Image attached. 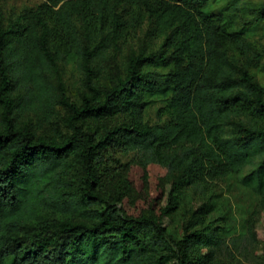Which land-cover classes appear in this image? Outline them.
Segmentation results:
<instances>
[{"label":"trees","instance_id":"16d2710c","mask_svg":"<svg viewBox=\"0 0 264 264\" xmlns=\"http://www.w3.org/2000/svg\"><path fill=\"white\" fill-rule=\"evenodd\" d=\"M212 2L42 0L7 18L0 11V264H210L230 236L227 213L207 200L176 239L160 217L182 191L205 195L252 165L239 180L264 204V86L252 73L264 71L263 56ZM144 24L158 48L131 54L100 90L94 79L111 49ZM64 60L84 76L80 103L50 81ZM55 100L68 112L61 138L20 120ZM159 100L165 117L150 124L145 113ZM117 115L125 118L98 126ZM111 150L135 152L169 183L160 217L123 211L114 204L123 192H104Z\"/></svg>","mask_w":264,"mask_h":264},{"label":"rangeland","instance_id":"374dc122","mask_svg":"<svg viewBox=\"0 0 264 264\" xmlns=\"http://www.w3.org/2000/svg\"><path fill=\"white\" fill-rule=\"evenodd\" d=\"M41 1L0 0V11L7 18L12 13L34 7ZM263 3L264 0H213L211 7L224 11L226 22L231 27H245V34L249 37L252 47L262 54L264 64V19L255 21L256 10ZM146 30L147 26L144 24L135 32L126 35L117 49H111L109 60L102 64L103 70L94 79L100 90L108 85L112 76L124 73L131 54L158 48L161 39H151ZM252 73L264 86V71L254 68ZM57 75L59 78L56 77V73L50 77L57 94L63 92L71 101L80 103L82 95L87 94L88 89L85 87L84 76L76 64L73 61H59ZM161 103L160 100L152 103L146 111L145 119L150 124L165 117L160 115L163 110L160 107ZM67 113V109L55 100L50 109L30 110L23 114L20 120L32 125L38 135L61 138L69 132L65 123ZM124 118L123 115L105 118L98 126L104 124L111 126ZM137 157L133 151H108L103 160L109 169L103 190L123 192L124 200L114 203L123 211L138 214L142 210H151L156 217H160V208L165 206L167 201L169 183L160 178L156 169L143 168ZM251 167L252 165L246 166L238 176L218 181L205 195L198 194L193 188H185L179 198L177 209L169 215L160 217L170 236L179 238L182 234V224L190 212L209 200L215 202L219 214L223 216L227 213L225 221L229 224L230 231L225 245L210 264H264V204L258 195L239 180V177L250 171ZM216 214L212 213L211 216L214 217ZM165 264H174V260L167 257Z\"/></svg>","mask_w":264,"mask_h":264}]
</instances>
